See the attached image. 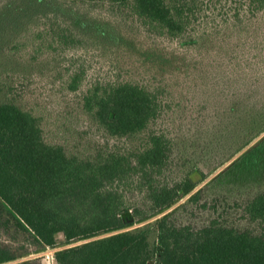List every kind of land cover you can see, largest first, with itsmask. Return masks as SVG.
<instances>
[{
    "label": "trees",
    "instance_id": "trees-1",
    "mask_svg": "<svg viewBox=\"0 0 264 264\" xmlns=\"http://www.w3.org/2000/svg\"><path fill=\"white\" fill-rule=\"evenodd\" d=\"M202 2L19 0L13 20L12 3L0 9V219L53 250L56 264H264V192L243 207L259 231L173 223L166 213L185 197L199 202L207 174L193 167L173 178L172 139L151 130L168 85L91 80L79 55L105 38L88 13L98 8L127 14L185 55L211 45L218 56L225 31L244 49L264 15V0H219L228 9L210 26ZM82 118L103 140L75 127ZM32 254L0 242V264H43Z\"/></svg>",
    "mask_w": 264,
    "mask_h": 264
},
{
    "label": "rangeland",
    "instance_id": "rangeland-1",
    "mask_svg": "<svg viewBox=\"0 0 264 264\" xmlns=\"http://www.w3.org/2000/svg\"><path fill=\"white\" fill-rule=\"evenodd\" d=\"M18 1L0 0V9L12 3L9 20L21 14ZM201 2L200 16L210 26L228 9L219 0ZM88 13L93 30L100 27L105 35L79 51L90 66V79H156L167 84L165 112L151 130L172 139L173 178L193 167L207 174L199 187L200 201L185 197L166 213L171 221L178 226L202 228L217 220L223 225L259 231V225L248 220L243 207L248 199L264 192V15L255 22L244 49L239 47L242 40L235 32L225 31L226 42L219 41L223 52L216 56L211 45L203 51L188 50L185 55L175 42L146 34L127 14L109 8ZM247 59L249 63L243 64L246 74H240L242 68L237 64ZM47 102L52 112L59 110L57 99ZM75 127L103 140L85 118ZM53 130L48 128V132ZM0 242L18 253H33L30 258L41 257L43 264H56L53 250H42L5 217L0 219Z\"/></svg>",
    "mask_w": 264,
    "mask_h": 264
}]
</instances>
